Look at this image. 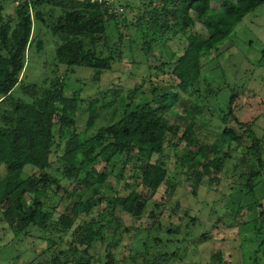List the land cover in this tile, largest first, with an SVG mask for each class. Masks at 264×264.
Here are the masks:
<instances>
[{"label": "trees", "instance_id": "1", "mask_svg": "<svg viewBox=\"0 0 264 264\" xmlns=\"http://www.w3.org/2000/svg\"><path fill=\"white\" fill-rule=\"evenodd\" d=\"M5 1L0 0V104L4 105L0 110V222L7 224L6 230L17 241L38 238L47 245L41 254L35 249V257L23 264H92L98 244L106 246L101 263L116 264L112 248L117 240L132 230L140 231L126 226L117 211L141 220L151 197L138 188L152 195L166 185L175 190L167 168L172 152L177 165L188 168L196 193L205 182H219L228 159L242 148L239 181L247 193H254L264 178V140L235 115L240 93L234 92L225 109L217 112L224 129L216 133L214 142L201 139L191 127L208 113V105L215 108L221 91L211 89L204 79V59L264 0H147L133 10L117 0L112 4L12 0L9 8ZM56 8L61 9L59 17L49 20V11ZM197 24L202 33L195 31ZM47 34L59 71L64 66L86 67L95 72L92 81L98 84L105 73L130 57L132 63L145 66L150 77L167 75L184 96H194L192 91L202 83L206 93L197 90L194 103L176 94L172 85L160 86L150 79L148 90L144 81L130 90L127 101L120 100L116 88L111 98L106 96L108 91L102 92L103 98L86 104L80 92L66 98L72 91L65 85L68 69L41 84L25 82L30 52H44ZM177 36L186 39L183 54L175 65L161 61L152 73L150 55ZM178 103L183 109L174 124L167 114ZM80 104L88 114L82 130L77 126L84 111ZM232 125L243 134L238 135ZM206 127L199 123L198 129ZM180 148L183 154L177 153ZM28 166L34 168L32 173L26 171ZM155 211L149 216L153 228H145L152 236L144 242L147 248H162V240L153 236L160 228ZM263 217L264 210L258 214ZM129 260L131 264L148 261L147 254ZM19 262L21 255L14 264Z\"/></svg>", "mask_w": 264, "mask_h": 264}, {"label": "rangeland", "instance_id": "2", "mask_svg": "<svg viewBox=\"0 0 264 264\" xmlns=\"http://www.w3.org/2000/svg\"><path fill=\"white\" fill-rule=\"evenodd\" d=\"M143 1L147 0H117L122 6L129 5L130 10L136 9ZM12 0H6L4 6L10 7ZM213 8L218 7L216 1L212 2ZM49 20H56L61 9L49 11ZM132 15V14H131ZM196 32H201V25L195 26ZM202 33V32H201ZM44 52L39 54L35 50L30 52L27 61V79L25 82L41 84L45 78H53L61 71L66 74V87L72 91L67 97L80 92L85 104L87 100L112 97L111 90L119 89L120 100L127 101L130 90L137 85L145 83L148 90L149 80L152 79L157 85L169 87L175 85L167 80V75L159 73L150 77L145 66L132 63L127 57L122 64L115 66L113 72L105 73L101 81L95 84L92 76L95 73L86 67H61L60 71L55 67V48L51 42V36L47 34L44 38ZM186 48V39L177 36L167 46L157 47L148 58L152 73L161 61L175 65L177 58L183 54ZM264 5L249 13L245 19L237 25L233 34L219 44L210 57L204 59L202 75L211 89H221L218 93V102L215 108L207 106L208 113L198 117L192 130H197L201 139L209 142L215 141V135L222 132L224 127L218 119L220 109H225L231 95L240 93L234 105V113L245 126H251L256 136L264 140ZM168 70V67L166 68ZM99 85V91L97 90ZM205 83L198 84L192 91L194 96H184L174 89V92L187 101H196L197 90L205 91ZM201 87V88H200ZM101 88V90H100ZM245 91V94L241 92ZM18 95V88L14 91ZM82 104V103H81ZM82 113L79 115L77 126L80 130L84 128L88 120L85 105H81ZM0 104V110L3 108ZM183 109L181 104L167 114L168 119L179 123L178 113ZM209 109V110H208ZM214 114V116H212ZM199 123L207 124L206 129H198ZM235 129V126H230ZM238 135H242L236 127ZM184 127H181V134ZM229 141V140H228ZM246 144H249L246 143ZM183 148L177 153L183 154ZM243 149H238L232 158H229L224 172L219 175L220 181L216 183L205 182L194 193L193 182L188 178V168L177 165V157L172 152L167 160V168L174 189L163 186L158 194L138 188L145 197H151L147 214L141 220L122 214L118 209L117 215L122 216L126 226L139 228L140 231L132 230L117 240V246L112 248L116 264H131L130 256L135 259L147 254L146 264H157L164 260V264H264V217L258 218L260 211L264 210V178L254 193H247L243 182L239 181L242 167L239 157ZM28 173L34 168L28 166ZM122 188V187H121ZM127 194L128 191H124ZM157 204L159 206H157ZM62 204L59 210L62 211ZM255 206V208H254ZM262 206V207H260ZM155 209L157 218L156 225L159 230L155 231L154 237L162 240V248L145 247L147 236L145 228H153V220L149 218L150 212ZM251 209L252 211H249ZM1 217V215H0ZM257 218V219H256ZM7 224L0 222V264H14L21 255V262L33 259L41 254L46 248V242L38 238H26L21 241L15 239L10 230H6ZM5 229V230H4ZM111 241V240H110ZM36 249V251H35ZM92 264L101 263L105 259L106 246L98 244L94 250ZM140 264V263H139ZM163 264V262H161Z\"/></svg>", "mask_w": 264, "mask_h": 264}, {"label": "built area", "instance_id": "3", "mask_svg": "<svg viewBox=\"0 0 264 264\" xmlns=\"http://www.w3.org/2000/svg\"><path fill=\"white\" fill-rule=\"evenodd\" d=\"M89 2L91 3H94V4H104V3H107V4H112L115 2V0H88ZM19 3L16 2V5H18ZM121 11H123V9L121 8L120 9Z\"/></svg>", "mask_w": 264, "mask_h": 264}]
</instances>
